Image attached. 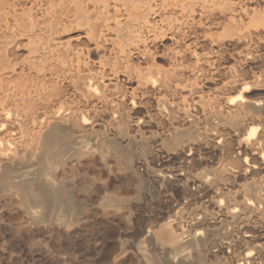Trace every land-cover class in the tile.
Instances as JSON below:
<instances>
[{
    "label": "bare ground",
    "instance_id": "6f19581e",
    "mask_svg": "<svg viewBox=\"0 0 264 264\" xmlns=\"http://www.w3.org/2000/svg\"><path fill=\"white\" fill-rule=\"evenodd\" d=\"M46 193L146 209L131 264H264V0H0V217Z\"/></svg>",
    "mask_w": 264,
    "mask_h": 264
},
{
    "label": "rangeland",
    "instance_id": "374dc122",
    "mask_svg": "<svg viewBox=\"0 0 264 264\" xmlns=\"http://www.w3.org/2000/svg\"><path fill=\"white\" fill-rule=\"evenodd\" d=\"M103 178L106 179L105 187L100 188L98 193H105L107 197L120 198L126 193H136L138 198L142 193L138 189L134 192L131 189L130 192L117 177ZM84 195L71 193L72 200L82 199V205L87 210L80 215L78 223L68 227L54 219L62 211L51 193H46L44 205L38 206L42 209L34 207V210L43 212L44 217L38 223L26 217L18 201L14 212H3L0 217V264H131L128 245L140 239L147 210L137 207L129 220L125 208L119 212L110 205L96 209ZM152 220L148 222L150 229L158 224Z\"/></svg>",
    "mask_w": 264,
    "mask_h": 264
}]
</instances>
